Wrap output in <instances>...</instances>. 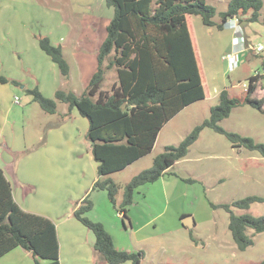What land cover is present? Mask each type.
I'll list each match as a JSON object with an SVG mask.
<instances>
[{"label": "rangeland", "instance_id": "1", "mask_svg": "<svg viewBox=\"0 0 264 264\" xmlns=\"http://www.w3.org/2000/svg\"><path fill=\"white\" fill-rule=\"evenodd\" d=\"M48 1L47 6L43 0H0V71L10 79L20 81V85L11 81L0 83V161L10 156L7 151L2 152L6 143L14 142L15 136H22L29 126H36L34 121L38 118L44 120L43 116L34 115L32 122L25 121L24 124V109L39 111V115L41 113L39 103L32 100L27 88L37 86L45 96L55 98L56 89L80 90L83 79L89 82L98 67L97 55L90 54L85 68L79 69L72 62V81L62 79L57 64L40 48L38 37L47 36L54 45H58L60 39L65 40L69 34L66 42L70 45L72 36L82 30H98L106 34V24L114 14V8L105 0H90V4L79 0ZM206 1L216 7L214 20L220 22V13L227 10L230 0ZM59 7L63 13L58 11ZM250 14L243 16V20ZM189 23L206 97L187 106L169 121L148 155L131 167L111 175L120 185L116 206L111 202L107 190L95 189L90 194L93 207L86 216L105 226L113 236L117 249L141 250V264H258L264 257V231L255 233L253 229H248L254 243L246 250H240L229 229L230 212L220 205L229 203L237 215L245 212L254 216L264 215V200L253 202L248 209L233 205L236 200L250 195L264 198V157L258 150L233 143L213 128L205 127L188 154L176 161L158 180L136 189L127 217L118 215L124 187L133 174L151 167L155 156L163 152L166 146L178 145L196 125L209 118L212 106L219 102L222 89H228L231 95L243 97V84L247 85L249 77L262 69L264 4L259 20L251 21L248 28L253 35L250 43H261L262 49L259 53L243 52L239 56V66L232 71L222 55L231 49L229 45L234 29L229 26H206L199 15H190ZM244 41L249 44L246 38ZM69 47L64 49L63 55L72 61ZM116 80L115 69H108L103 88L110 90ZM15 96L25 103L15 104ZM63 107H66L65 103L58 101V112ZM24 116L28 118V112ZM56 118L61 119L58 114ZM220 125L264 143V113L251 105L235 107ZM17 128L21 132L14 136L13 131ZM25 155L16 156L21 158ZM74 189L75 186L69 181H64L59 213L64 218L66 211L75 204ZM32 196L44 198L38 191ZM211 202L219 206L213 207ZM183 214L193 217L192 227L183 223ZM64 222L67 224L62 227L58 222L63 262L77 264L76 255L80 254L84 257L80 258L79 264H105L95 260L98 257L93 248L94 233L75 216H70L69 221ZM18 250L24 251L21 247ZM27 255L30 264H34L32 255ZM15 260L19 262V259H10V263L5 260L3 264H15ZM24 262L29 264L27 259L21 260L20 264ZM126 264L133 263L127 261Z\"/></svg>", "mask_w": 264, "mask_h": 264}, {"label": "trees", "instance_id": "2", "mask_svg": "<svg viewBox=\"0 0 264 264\" xmlns=\"http://www.w3.org/2000/svg\"><path fill=\"white\" fill-rule=\"evenodd\" d=\"M114 8L106 25V37L98 52V67L86 90L77 95L58 89L55 98L45 96L38 87L27 88L32 100L48 113L57 112L58 101L68 105V113L77 108L89 119L87 138L98 165L95 189H105L114 206L120 185L111 174L149 154L163 126L185 107L206 97L202 71L189 23L190 15H199L206 26L223 28L230 18L257 21L263 0H230L221 21L214 20L217 9L206 0H105ZM247 19L243 16L249 14ZM39 46L57 64L62 75H70V65L63 55L61 44L54 45L49 37L39 36ZM107 62V63H106ZM106 63V64H105ZM114 68L117 80L110 90L103 88L106 72ZM13 82L0 71V83ZM251 105L264 113V57L262 69L248 79L244 96L231 95L224 88L219 102L212 106L210 117L196 125L178 144L168 145L155 156L151 167L133 175L124 187L119 211L128 216L138 187L155 182L180 158L205 127L226 135L233 143L258 150L264 157V143L250 136L229 131L220 122L240 105ZM264 198L250 195L233 205L248 209L253 202ZM213 207L219 205L211 202ZM230 212L229 229L240 250L254 243L248 229L264 231V215L248 212L235 214L229 203L220 205ZM93 207L90 193L73 212L82 224L95 235L94 251L109 264L131 261L141 264L143 253L117 249L113 236L99 222L86 216ZM186 216L183 214L181 217ZM29 252L34 264H61L56 224L48 217L24 210L15 200L11 182L0 166V258L15 248ZM258 264H264V257Z\"/></svg>", "mask_w": 264, "mask_h": 264}, {"label": "crops", "instance_id": "3", "mask_svg": "<svg viewBox=\"0 0 264 264\" xmlns=\"http://www.w3.org/2000/svg\"><path fill=\"white\" fill-rule=\"evenodd\" d=\"M79 1H83L85 4H90V0ZM43 2L47 6L50 3L48 0H43ZM58 9V11L62 12V9L60 7ZM62 24H64V20H62ZM225 26L233 28L231 24H229V22ZM249 26L250 22L247 21V23L243 27V39L246 38L248 43L252 42V39L250 37L253 36L251 34V31L249 32ZM68 36L69 34H67L65 40L60 39L61 43L59 44L62 45L63 51L65 48L70 46L69 48L72 52V61L68 60L70 69L72 62H74L75 65L79 69H81L85 68L86 64L88 65V63L86 62L90 61L88 59L90 54H92L93 56L97 55L98 57L100 45L105 39L106 34H103L98 30H82L72 36L70 45L67 44L68 41L66 42ZM241 41L242 39L236 37L234 33H232L229 45L230 48L237 46ZM62 77V79L72 81V72L70 71V75L68 77ZM85 81L86 80L83 79V85L81 86L80 90H76L74 88L75 90L72 89V91L77 95H81L86 90L88 86L87 84H89V82ZM204 89L205 94L207 95L205 85ZM57 90L58 89L55 90V93ZM14 103L18 104L15 102V99ZM24 103L21 102L18 105H23ZM65 105L66 107H63L60 112H58L57 108V112L55 113H48L40 107V115L37 113L39 111H25L26 109H24L22 111L24 124L25 121L32 122L31 119L32 117L34 118V115L38 117L43 116L44 120L38 118L37 121H34V124L36 126H29L27 129H25V133L22 136H17V138L15 135H17L18 132H21V129H14L13 134L15 136V141L12 143H6V145H4L2 148V152L5 150L10 154V156H6L7 159H2L0 161V166L3 168L8 180L11 182L13 195L17 203L24 210L44 215L50 218L56 224L59 238L61 264L68 263H66L65 260L63 262V245L59 230L60 225L58 224V222H61V227L67 224V222L62 223V221H69V217L73 216V212L79 205V203L84 199L86 195H88L89 193L91 194V192L93 191V185L99 177V162L95 160L92 154L91 141L87 138V132L90 124L89 119L81 115L77 108H73L69 112V115H67V117L65 118L64 115L69 111L68 105L66 103ZM27 112L28 118L24 116ZM43 114H45L46 117ZM57 114L60 115V120H57ZM177 115H175L174 117H176ZM169 121L160 130L155 145L164 127L169 123ZM17 154H27V156L25 155L24 157L17 158ZM140 159H138L137 161H139ZM137 161L128 165L125 169L131 167ZM119 172L120 171L115 172L113 173V175ZM65 180L69 181L71 185L75 186L74 190H76V193L73 195L76 198L73 208H70L66 211L64 218L63 214L59 215V213L62 205L61 196L63 183ZM37 191L40 193V196H44L43 199H36L34 196H32V194H36ZM76 220L78 219L76 218ZM73 221L74 220H72V222ZM94 242L95 238L93 240V245ZM28 253L29 252H26L25 250L19 251L18 248H15L14 250L1 257L3 258V261H0V264H3L5 260L10 263V259L12 261L13 259H19V262L15 260V264H20L21 260L24 261V259H27L30 264V259L28 257L29 255H27ZM95 254H97L96 256L98 257V259H95L96 256L94 255L93 258L96 261L98 260L99 262L106 264V261L98 253ZM81 257L84 256L80 254L76 255L77 264H79L78 261ZM126 263L127 262L122 264ZM24 264H26V262H24Z\"/></svg>", "mask_w": 264, "mask_h": 264}, {"label": "built area", "instance_id": "4", "mask_svg": "<svg viewBox=\"0 0 264 264\" xmlns=\"http://www.w3.org/2000/svg\"><path fill=\"white\" fill-rule=\"evenodd\" d=\"M229 24H231V26L234 29V35L240 39H242V41L235 47H231V49L227 50L223 55H222V59L227 61L228 63V68L230 71L236 69L239 66V62H240V54L245 52V51H254L256 53H259V51L262 49V44H246V42L244 41L243 37H244V32H243V27L241 26V20L238 17H234V18H230L229 19ZM257 72V71H256ZM245 87L247 86L245 83L243 84ZM15 102L20 104L21 98L18 96H15ZM118 214L122 213L119 211ZM123 216V215H122Z\"/></svg>", "mask_w": 264, "mask_h": 264}, {"label": "water", "instance_id": "5", "mask_svg": "<svg viewBox=\"0 0 264 264\" xmlns=\"http://www.w3.org/2000/svg\"><path fill=\"white\" fill-rule=\"evenodd\" d=\"M246 23H247V21L241 22V26L244 27ZM182 220H183V223L186 226H188V227H192L193 226V217L192 216H190V215L184 216L182 218Z\"/></svg>", "mask_w": 264, "mask_h": 264}]
</instances>
